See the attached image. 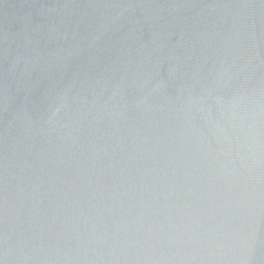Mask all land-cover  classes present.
<instances>
[{
    "label": "water",
    "instance_id": "water-1",
    "mask_svg": "<svg viewBox=\"0 0 264 264\" xmlns=\"http://www.w3.org/2000/svg\"><path fill=\"white\" fill-rule=\"evenodd\" d=\"M0 264H264V0H0Z\"/></svg>",
    "mask_w": 264,
    "mask_h": 264
}]
</instances>
